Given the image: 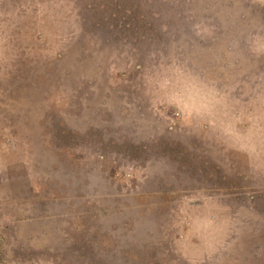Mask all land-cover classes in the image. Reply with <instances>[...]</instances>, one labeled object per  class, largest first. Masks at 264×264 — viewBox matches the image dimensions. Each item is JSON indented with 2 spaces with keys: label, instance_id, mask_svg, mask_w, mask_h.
Wrapping results in <instances>:
<instances>
[{
  "label": "rangeland",
  "instance_id": "obj_1",
  "mask_svg": "<svg viewBox=\"0 0 264 264\" xmlns=\"http://www.w3.org/2000/svg\"><path fill=\"white\" fill-rule=\"evenodd\" d=\"M0 264H264V0H0Z\"/></svg>",
  "mask_w": 264,
  "mask_h": 264
}]
</instances>
